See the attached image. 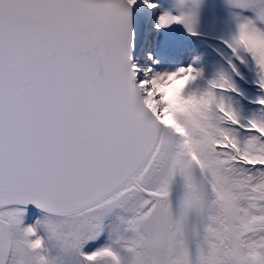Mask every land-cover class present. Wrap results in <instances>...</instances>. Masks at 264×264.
<instances>
[{
	"label": "snow or ice",
	"instance_id": "1",
	"mask_svg": "<svg viewBox=\"0 0 264 264\" xmlns=\"http://www.w3.org/2000/svg\"><path fill=\"white\" fill-rule=\"evenodd\" d=\"M0 264H264V0H0Z\"/></svg>",
	"mask_w": 264,
	"mask_h": 264
},
{
	"label": "rangeland",
	"instance_id": "2",
	"mask_svg": "<svg viewBox=\"0 0 264 264\" xmlns=\"http://www.w3.org/2000/svg\"><path fill=\"white\" fill-rule=\"evenodd\" d=\"M175 87V86H174ZM169 91L171 92L172 91V89H169Z\"/></svg>",
	"mask_w": 264,
	"mask_h": 264
}]
</instances>
